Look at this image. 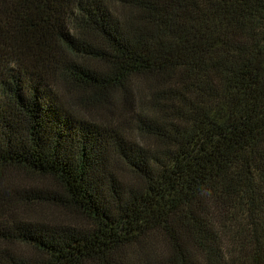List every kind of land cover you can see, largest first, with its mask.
<instances>
[{
	"label": "trees",
	"instance_id": "16d2710c",
	"mask_svg": "<svg viewBox=\"0 0 264 264\" xmlns=\"http://www.w3.org/2000/svg\"><path fill=\"white\" fill-rule=\"evenodd\" d=\"M0 264H264V0H0Z\"/></svg>",
	"mask_w": 264,
	"mask_h": 264
},
{
	"label": "rangeland",
	"instance_id": "374dc122",
	"mask_svg": "<svg viewBox=\"0 0 264 264\" xmlns=\"http://www.w3.org/2000/svg\"><path fill=\"white\" fill-rule=\"evenodd\" d=\"M55 214H57V213H54L53 215H55Z\"/></svg>",
	"mask_w": 264,
	"mask_h": 264
}]
</instances>
